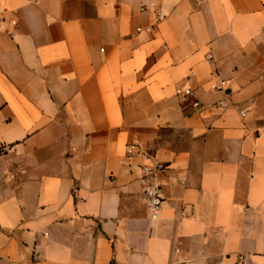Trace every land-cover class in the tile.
I'll return each mask as SVG.
<instances>
[{"label": "crops", "instance_id": "crops-1", "mask_svg": "<svg viewBox=\"0 0 264 264\" xmlns=\"http://www.w3.org/2000/svg\"><path fill=\"white\" fill-rule=\"evenodd\" d=\"M0 8V264H264V0ZM130 144L168 166L156 220Z\"/></svg>", "mask_w": 264, "mask_h": 264}, {"label": "built area", "instance_id": "built-area-1", "mask_svg": "<svg viewBox=\"0 0 264 264\" xmlns=\"http://www.w3.org/2000/svg\"><path fill=\"white\" fill-rule=\"evenodd\" d=\"M30 1L35 2L36 0ZM145 10L147 9L145 7H142V11ZM5 12V9L0 8V30L4 32L5 35L13 37L15 34V29L18 25V20L16 17L17 11L12 10L8 19L4 15ZM154 12L155 15L152 18V22L147 26H138L136 28V34H140L143 32L152 34L156 31L164 16L157 9H155ZM206 58L208 61L212 62L213 55L211 53H208ZM216 76H218L217 73ZM226 83L227 82L224 79H220L219 82L215 84L214 89L216 91H222L226 87ZM175 92L176 95L184 97L186 99L194 98V89L191 87H178ZM192 104L196 108L201 107L200 102L195 98ZM242 114L245 115L244 112H242ZM10 148L11 145L4 142L0 138V155L8 152ZM126 155L128 158L139 157L143 159V162L139 165V171L137 173L138 180L143 188L142 196L149 211V215L151 219L156 220L163 209V204L165 201L164 186L161 181V175L166 171L168 166L164 162L153 159L150 153L139 149L138 145L136 144L128 145L126 149ZM241 264L253 263H246L243 261Z\"/></svg>", "mask_w": 264, "mask_h": 264}]
</instances>
